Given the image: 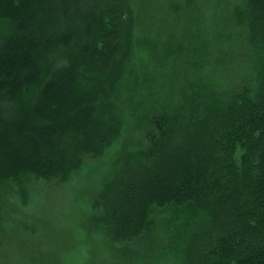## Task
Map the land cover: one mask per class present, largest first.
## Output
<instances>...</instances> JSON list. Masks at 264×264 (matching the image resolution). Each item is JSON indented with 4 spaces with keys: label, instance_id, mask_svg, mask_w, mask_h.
<instances>
[{
    "label": "trees",
    "instance_id": "1",
    "mask_svg": "<svg viewBox=\"0 0 264 264\" xmlns=\"http://www.w3.org/2000/svg\"><path fill=\"white\" fill-rule=\"evenodd\" d=\"M0 27V260L31 232L7 184L65 181L137 129L93 203L109 240L171 208L150 264H264V0H0Z\"/></svg>",
    "mask_w": 264,
    "mask_h": 264
},
{
    "label": "rangeland",
    "instance_id": "2",
    "mask_svg": "<svg viewBox=\"0 0 264 264\" xmlns=\"http://www.w3.org/2000/svg\"><path fill=\"white\" fill-rule=\"evenodd\" d=\"M147 142L146 134L131 129L103 157H87L65 181L24 175L19 182L7 184L8 210L32 233L15 225L16 241L11 242L16 248L2 252L9 259L0 264H30L36 252L46 258L45 264H150L152 253L162 247L163 229L173 209H155L139 240L117 245L107 237L101 211L93 204L113 163L145 151ZM174 256L170 251L160 264H174Z\"/></svg>",
    "mask_w": 264,
    "mask_h": 264
}]
</instances>
